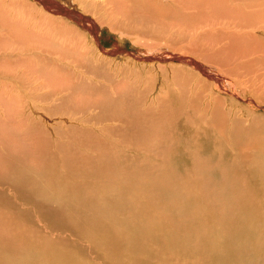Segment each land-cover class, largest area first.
Segmentation results:
<instances>
[{
	"label": "bare ground",
	"instance_id": "obj_1",
	"mask_svg": "<svg viewBox=\"0 0 264 264\" xmlns=\"http://www.w3.org/2000/svg\"><path fill=\"white\" fill-rule=\"evenodd\" d=\"M64 1L70 3L69 5L78 11L69 9L66 6L60 5L59 2L52 0H10V5L7 7L0 2V14H2L0 18V60H13L10 68L3 64L2 66L5 69H0V136H3L4 132H6L11 137L20 136L15 139L21 140V129L24 133H29L35 130V128L41 129L44 123H48L57 129L60 136L61 131H68L67 134H64L68 138V142L75 141L78 139L76 135L79 133L83 134L85 131L78 126V122L83 120L79 115L88 112L93 116L96 115L95 118L99 120V124L109 122L115 126V129L118 127L117 133L122 131L120 128H127V132L132 131V134L141 140L132 144L134 140L133 135L126 134L125 138L131 144H127L124 151L121 150L122 148H108L107 142L99 146L107 149L106 152L104 151L101 154L100 159L103 166L108 169V174H105L108 178H104L105 183L103 181L98 182L95 175L94 177H96L97 182L91 186L89 184L90 187H87L91 191H88L86 186V191H83L85 190L84 182L89 176L87 175L88 177L85 179L82 177L83 180L80 181L82 172L79 173L81 175L80 178L77 177L79 178L77 181L68 180V177L73 174L75 165L72 162L64 160L63 157L61 162L63 166L59 170H55L54 168V172H57L55 175L51 171L50 177L46 179L47 183H44L43 180L37 183L35 180L37 175L40 179L45 177L43 173L46 169L42 171L43 173L40 171L32 174L33 172H28L30 170L28 168L26 170L23 168L25 171L23 170L16 176V179L11 176L12 182H15L17 186L24 189L27 188L25 190H32L34 194L40 193L39 195L43 196L44 201L48 200L47 203L55 202L64 211L68 208L70 200L74 201L73 206H70L72 215L69 212V217H72L71 220L76 230L88 238L87 240L99 251V258L103 260L109 259L118 264H143L144 257L146 256L144 264H151L153 263V259L147 253V250L158 249L159 253L177 256L175 258L178 260L189 261L194 258L193 261H197L198 264H264V144H262L264 141H260L259 139L256 145V141L249 138L252 133L250 132L251 130L245 131L243 129L239 131V140H236L235 133L231 131L230 139L233 143L231 144V150L234 151L232 166H235L240 172L248 170L252 178L257 177V179L255 178V182L258 181V183L256 182L250 186L249 182H245L247 178L242 177L245 173H242V176H240L241 174L239 176L237 174L238 183L237 179H235L236 183L233 181L229 183L228 180H223L225 184L223 182L218 183L216 194L221 203L223 201L226 202V207L223 210H221L222 208L219 209L221 211L211 209L213 208L212 203H214L209 199L211 193H205L200 188H197L199 187V176H201L197 171L202 166V170L205 168L204 165L198 164V158L200 159V152H202L198 150L201 148L199 143H196V146H199L198 149L192 147L188 151L194 162V168L186 169L185 178H180L177 175L174 176L167 165L171 154L168 152L169 148H166L164 145L166 139L163 133L158 131L156 138L144 141L146 138H153L148 135L149 131L155 130L154 132L156 133L157 130L161 129L160 121L167 115V107L164 100L169 97L168 93L170 89L167 90L166 87L168 79L169 81L172 80V83L177 84L182 90L193 92L192 95L194 97L198 94H206L205 87L210 84L207 78L211 80L213 85L216 84L218 89L223 88V91L227 89L226 84L228 83V89L233 94H237L236 91L239 90L246 91V88L254 90L253 92L259 91L262 87L260 81L264 80V0ZM36 4L41 8L37 7ZM7 8L9 10H6ZM50 8H57L59 11L53 10L60 16L51 14ZM29 11L35 14H28ZM85 21H89L88 32L91 36L93 35V38L96 37L95 34L98 27L102 29L107 28L109 33L116 34L118 39H120L119 42H116L118 48L102 52L99 47L93 48L90 46V43H85V41H89L88 34L80 29V27L86 28ZM187 27H189L190 32L187 31ZM149 39L156 43H146V40ZM128 40L131 42L130 44L137 47L138 51L140 50L142 53L157 50L158 52L154 53L160 54L161 57L158 60L161 61H174L177 57L186 61V56L178 54L181 50L191 49L198 58L200 57L204 61V64L206 63L205 67L209 66L214 68V70H210L207 77L205 70L199 69V64L195 65L198 62L194 64L195 61L191 59H189L191 63L187 64L192 69L182 67L184 64L177 66L174 63H166L168 65H164L165 63L158 64L156 62L157 64H150L151 66L147 64L138 65L135 62L139 57H132L131 53L127 52L125 54L132 60L129 58L123 59L125 60L124 69L120 70L114 66L117 70L122 71L123 74L120 75L114 69V76H112L113 73L110 76L107 68L108 65L109 68H112L111 66L113 65L111 63L108 64L107 61L111 62L115 59L107 56L116 57L117 54L121 53L118 50L120 46ZM161 41L165 42V44L163 42L160 43ZM183 45L189 48L183 47ZM101 62L104 63L101 65ZM258 64L260 65L259 67H257ZM139 66L150 67L149 72L146 73L147 76H143L146 80L126 82L127 75L131 73L137 74V69H140L138 68ZM168 66L173 69L169 71ZM146 67L144 68L146 69ZM153 69H156V71H153ZM180 71L184 73L180 74ZM204 73L206 77H204ZM160 76H162V80L159 84ZM99 77L101 80L97 81L96 78ZM117 77L120 82L124 80L128 84H117L114 80ZM112 82L113 84H111ZM158 86H160L161 90L160 94L156 97L158 103L156 100L153 101V99H151L152 102L148 103V97L155 93ZM258 94L255 93V95ZM193 96L190 100L188 93L185 97L182 95V103L185 104L187 113L195 111L197 104V108L200 109L199 100L195 101ZM99 97L101 98L100 101ZM241 99L248 100L245 96L241 97ZM250 100L254 101L253 99ZM28 101H31L30 104ZM232 101L234 100L232 99ZM186 104L191 105L193 108L187 110ZM33 113L38 116L35 117ZM179 114L177 116H180ZM27 115H30V117ZM190 115L192 116V114ZM190 115L186 117V123L191 122L192 125H198L194 120V116L191 117ZM218 115L220 114L218 113ZM222 115L224 116V113ZM200 116L202 118L199 119V122L201 120L209 128L205 132L209 133L207 131H210L215 134V148L221 154V152L225 151L224 144H226V139L224 140L219 134L223 131L217 129L213 117L205 119L203 118V114H200ZM86 121L88 122V120ZM253 121L255 122V120ZM240 124L238 125L240 126ZM260 126L263 127V125ZM206 142H208V139ZM220 142H223V147ZM94 146L92 149H94ZM240 147L243 148L240 149ZM130 148L135 150V154H130ZM89 149L86 148V150ZM10 151L11 149L7 151L6 147L4 148L7 156ZM227 151L229 152V150ZM20 154L22 156V153ZM191 158L189 159L191 160ZM160 159L163 161V163L160 162L161 164L159 163ZM9 160L11 161L8 164L10 170L21 168V163L13 158L12 155L9 156ZM51 160L53 161V158ZM120 160L125 161L121 162ZM207 160L205 158V161L202 162H206ZM4 163L8 162L5 161ZM132 163L136 167L134 165L133 169L127 170L129 169L127 167L130 164L132 165ZM0 165L3 166V162ZM50 165L52 166V164ZM174 165H176V162ZM84 166L82 165L83 169H89L88 166L86 168ZM233 167V171L236 172V168ZM142 169L143 172L141 171ZM34 171L37 170L34 169ZM150 171L154 173H150ZM9 173L2 172L0 177L8 179ZM93 173L95 174V172ZM206 173L205 175H207ZM74 176H76V171ZM144 176L152 177L145 179L146 177ZM226 176L228 177V175ZM52 178H54L53 181H59L53 183L56 186L51 183ZM215 178H217V175ZM137 180H139L141 186H146L144 191L138 188L139 186L136 184ZM219 180L222 181V179ZM174 181L180 183L183 188H186V191L184 193H165L167 190L170 192L171 189H177L176 185L173 184ZM213 181L215 183V180ZM157 186H161L163 190H166L162 196L158 195V197L166 199V206H172L173 208L170 210L174 212H170L167 208L168 211H162L157 207L158 205L150 204L149 199H153L150 192L153 188L156 190ZM3 188L6 191L5 187ZM81 191L84 194L80 193ZM92 191H95V193ZM78 193L82 194V196ZM158 193L156 192V195L153 194L156 196V199L158 198ZM234 202H238L239 206H227L228 204L232 205ZM90 206H97L99 217L96 213L92 217L87 215L86 208L89 209ZM2 208H0V211ZM88 213H90V209ZM34 214H36V211ZM63 218L68 219V217ZM103 218L107 219V221L103 222ZM173 218L175 220L174 223H169L173 221ZM1 220L4 219L1 218ZM26 222L27 219L24 223ZM2 223L6 226L4 221ZM60 225L62 224L58 226L60 227ZM24 227L26 228V224ZM37 232L39 234L38 230L34 233ZM224 233H228L229 237H225ZM193 234L196 235L198 242L197 239L196 242H192L191 237ZM16 236V240H19L18 235ZM222 236L227 239L229 238V240L225 241V238L223 237V239ZM39 237L33 235L32 238L24 235L20 236V241H24L25 243L20 248L13 247L14 250L12 249V252L8 250L4 252L2 246L0 248V264H87L82 261L81 257L72 252L73 250H70L71 252L64 250L60 245L51 241H44ZM4 238H2L3 241L5 240ZM13 240L9 239V241ZM237 240L240 242L236 243ZM68 241L70 240L68 239ZM5 243L8 244L9 242ZM7 244L5 245L7 246ZM30 246L31 248H29ZM7 247L9 248V246ZM28 248L29 251L27 253L30 254H26ZM88 264L92 263L89 261Z\"/></svg>",
	"mask_w": 264,
	"mask_h": 264
},
{
	"label": "rangeland",
	"instance_id": "obj_2",
	"mask_svg": "<svg viewBox=\"0 0 264 264\" xmlns=\"http://www.w3.org/2000/svg\"><path fill=\"white\" fill-rule=\"evenodd\" d=\"M52 1H55V2H59L60 5H63V6H66L68 7L69 9H74V10H77L75 8H72L71 5H69L70 3H67L66 1L64 0H52ZM1 4L2 5H5L6 7L10 5V0H0ZM5 2V3H4ZM0 4V5H1ZM7 4V5H6ZM41 5V4H40ZM37 7H40L36 4ZM41 8V7H40ZM59 11L57 8H50L51 10V14H54L56 16H60L58 13H55V11ZM6 10H9L8 8ZM49 10V11H50ZM78 11V10H77ZM28 14H35V13H32L31 11L28 12ZM2 14H0V18H1ZM5 17H7L6 15H3ZM77 18V17H76ZM68 19V18H67ZM78 19V18H77ZM85 26L86 28L84 29V27H80L81 31L85 32L88 34V37H89V41H85V43H90V46L91 47H99L100 50L102 52H106V51H110L112 49H116L118 48L117 45H116V42L120 41V39H118L117 35L112 32L109 33V31L107 30V28H100L98 27L96 29V37L93 38V35L91 36L88 32V28H89V21H85ZM88 26V27H87ZM79 27V26H78ZM190 27V26H189ZM189 27H187V31H189ZM108 31V32H107ZM190 34V33H189ZM98 35V36H97ZM109 37V38H107ZM99 38V39H98ZM96 40V41H95ZM98 41V42H97ZM129 41V40H128ZM126 41V43H123L122 46H120V48L118 49L119 51H121V53L117 54L116 57L115 56H107L111 59H115V60H112L111 62L107 61L108 64L111 63V66L112 68H109V65H108V71L110 73V76L112 74V76H114V72H118L120 75L123 74L122 71H119L117 70L116 68L120 69V70H123L124 69V62L125 60H123L124 58H129V56L125 53L129 52V54L131 53L132 57H139L137 58L136 62L138 65H143V64H147V65H150V64H163L165 63L164 65H168L166 63H174L175 65H179V66H183L182 67H186V68H190V65H188L187 63H191L190 61L193 60L195 61V65H198L200 66L199 69H203V71L205 70V72L207 73V75L204 73V77H208V74L210 73V70H214V68L212 67H209V66H206L205 67V64L203 63L204 61L197 55H195V53L193 52V50L191 49H188V50H181V52L178 54H182L184 56H186V61L185 60H181L177 57V61L174 60V61H165V60H158L160 59V54L157 55L155 53H157L158 51L155 50L154 52H149V51H145V52H140V55H139V51H138V48L135 47L134 45L130 44L131 42L129 41ZM145 42V41H144ZM153 43L155 41H152L151 39L149 40H146V43ZM163 41H161L160 43H162ZM93 46H92V44ZM156 43V42H155ZM163 44H165V42H163ZM182 45V44H181ZM105 46V47H104ZM134 46V47H133ZM183 47H187L186 45H183ZM105 48V50H104ZM108 48V50H107ZM153 48V47H152ZM150 48V49H152ZM177 48V47H176ZM189 48V47H187ZM157 49V48H156ZM185 52H192V54L190 53H185ZM124 53V54H123ZM137 54V55H136ZM127 57H126V56ZM142 55V56H141ZM150 55V56H149ZM188 55V56H187ZM118 56V57H117ZM145 56V57H144ZM142 57V59H141ZM151 59H150V58ZM116 58H118L116 60ZM121 58V60H120ZM147 58V59H146ZM187 58H188V61H187ZM131 59V58H129ZM141 59V60H140ZM191 59V60H189ZM119 60V61H118ZM132 60V59H131ZM199 60V61H197ZM13 60L11 59H4V60H0V69H5V67H3L2 65L5 64L7 66H9V68L11 67L10 65H12ZM157 62V63H156ZM184 62V63H183ZM11 63V64H10ZM104 62H101L100 64L102 65ZM114 63V64H113ZM140 63V64H139ZM186 64V65H185ZM262 65V63H261ZM116 66V68L114 67ZM151 66V65H150ZM203 66V67H202ZM260 65L258 64L257 67H259ZM146 66H139L138 68L140 69H137L138 70V73L137 74H134V73H131L129 75H127L126 77V82H133V81H136V80H146L143 76H147L146 73L149 72V66L146 67V69L144 68ZM137 68V67H136ZM206 68V69H205ZM115 69V71H114ZM168 69L169 71L172 70L173 68L172 67H169L168 66ZM110 70H113L110 72ZM153 71H156V69H153ZM200 71V70H199ZM108 73V74H109ZM159 73V72H158ZM181 73H184L182 71H180V74ZM118 75V76H120ZM206 75V76H205ZM162 76H160V79H159V84L161 83V78ZM196 79H198L197 77H195ZM194 78V79H195ZM208 81H210V84H208L206 87H205V90H206V94H198L196 95L195 97L192 95L193 92H191L190 90L186 92V90H182L177 84L175 83H172V80L167 81V90L170 89L169 93H168V98H166L164 101L166 102V107H167V110H166V116L165 118H162V120L160 121V127H161V131L160 130H157L156 133L151 130L149 131L148 135L153 137V138H146L144 141H148V139H154L156 138V134H158V131L159 132H162L163 135H164V138L166 139L164 145L166 146V148L168 147L169 148V151L170 152V156L168 158V166L169 168L171 169V172L172 174H174V176H179L180 178H185L186 176V169L189 170V169H193L194 168V162L192 161V158L190 157L188 151L194 147V149H198L199 146L201 148H199V152L201 154L200 156V159L198 158V164L200 165H204L205 168L202 170V167H201V171L198 170L197 172L201 175L199 176V187H197L198 189L200 188L203 192L207 193H211L209 195V199H211L214 203H212V207L211 209H216L217 211H221L223 210L225 207H226V202H220V199L218 197V195L216 194V191H217V185H219L221 182L224 183V181L228 180L229 183L230 182H235V179H237V183L239 181L238 179V176H242V173H245L243 174L244 176L242 177H246L247 178V181L245 182H249L250 186L251 185H254L256 182L258 183V181L255 182V180L257 179V177H251L252 175H250V173L248 172V170H242V172L238 171V169L234 166H232V163H233V158H234V151L231 150V147L233 144L231 142V131L235 133L236 135V140H239V131L240 129H243L245 131H250L252 132L250 134V139H254L256 141V145L258 144L257 141H264V80L260 81V83L262 84V87L259 89V91L257 90L256 92H253L254 90H251L250 88H246V91L245 90H239V91H236L237 94H233L229 89H228V83L226 84L227 86V89L225 91H223L222 89H218L217 88V85L216 84H212L211 80H209V78H207ZM96 80L100 81L101 78H96ZM115 82L119 85H124V84H128L126 83L124 80H122L121 82L118 80V77L116 79H114ZM214 80V79H212ZM1 81V80H0ZM113 84V82L111 83ZM213 85V88H212V85ZM175 85H176V88H175ZM201 86V84H200ZM208 90V91H207ZM233 91V90H232ZM251 91V93H250ZM161 92L160 90V86L157 87V90L155 91V93H153L151 96H149L147 100L148 103L152 102L151 99L156 100L157 98V95H159ZM177 92V93H175ZM219 92V93H218ZM235 92V91H233ZM235 92V93H236ZM188 93V98L191 100L192 96L194 98L195 101L199 100L198 103H199V106H200V109L197 108L196 106V110L195 111H190V112H186L185 110V104L182 103V95H185ZM221 93V94H220ZM223 93V94H222ZM250 93V94H249ZM258 94V95H255ZM181 94V95H180ZM209 94V95H208ZM226 94V95H225ZM215 95V96H214ZM220 97H219V96ZM260 95V96H259ZM263 95V96H262ZM178 96V97H177ZM199 96V97H198ZM245 96L246 98H248V100H243L241 99V97ZM258 96V97H257ZM262 96V97H261ZM197 97V98H196ZM212 97V98H211ZM205 98V99H204ZM218 98V99H217ZM224 98V99H223ZM253 99L254 101L252 102L250 99ZM257 100H256V99ZM204 99V100H203ZM232 99L234 101H232ZM101 100V98L99 97V101ZM215 100V102H214ZM221 100V101H219ZM178 101V102H177ZM218 101V103H216ZM225 102V105H224V102ZM236 101V102H235ZM259 101V102H258ZM29 104L31 101H28ZM156 102L158 103V101L156 100ZM207 102V103H206ZM247 102V103H246ZM258 102V104H257ZM156 103V104H157ZM181 103V104H179ZM206 103V104H205ZM250 103V104H249ZM255 103V104H253ZM263 103V104H262ZM170 104V105H169ZM227 104V105H226ZM231 104V105H230ZM187 105V104H186ZM196 105V104H195ZM236 105V106H235ZM241 105V106H240ZM30 106V105H29ZM206 108H205V107ZM211 106V108H210ZM219 106V107H218ZM223 106V107H222ZM225 106V107H224ZM247 106V107H246ZM190 107V108H189ZM223 109H222V108ZM245 107V108H244ZM254 107V108H253ZM193 107L191 105H187V110H190L192 109ZM248 108V109H247ZM256 108V109H255ZM260 108V109H259ZM203 109V110H202ZM222 109V110H221ZM232 109V110H231ZM262 109V110H261ZM224 110V112H223ZM236 110V111H235ZM254 110V111H253ZM171 111V112H170ZM198 111V112H197ZM228 111V112H227ZM229 111H230V115H229ZM180 113L179 115L180 116H177V114ZM207 112V113H206ZM224 113V116L222 115ZM235 112V113H233ZM253 112V113H252ZM192 114V116L190 114ZM217 113V114H216ZM218 113L221 115H218ZM239 113V114H238ZM256 113V114H255ZM263 115H262V114ZM35 114V113H33ZM87 114V115H85ZM85 114H81L79 115L80 118H83V120H80L78 122V126L80 127V129H84V135L79 133L77 134L76 136L78 137L77 140L75 141H70L68 142V138L65 137V133L67 134L68 131H65V132H60L61 136L59 135L57 129H55L53 126H51V124H48V123H44V126L41 128V129H37L35 128V130H32L30 131L29 133H24L21 129V134H22V139L19 140V139H15L16 137H20V136H16V137H11L10 134L8 135L6 132H4V135L3 136H0V163L3 162V166L0 165V176L2 175L1 173L2 172H5L6 174L9 173V177L8 179H3L2 177H0V208H2V210L0 211V214L3 213L2 215H0V217L4 220H1L0 218V248L2 247L3 248V251L5 252L6 250L8 251H11L12 252V249L13 247H18L20 248L23 243H25L24 241H20V236H28V237H31L32 238V235L35 236V237H39L40 239L44 240V241H51L57 245H60L61 247H63L62 249L64 250H68V251H72L74 252L77 256L81 257L84 261L88 264V262L90 261L92 264L93 263H97V264H118V263H115V262H112L110 261L109 259H106V260H103L102 258H99V251L94 247V245H92V243L87 240L88 238L85 236V235H81L75 228V225L74 223L72 222V217L70 218L69 217V212H70V215H72V209H70V206L72 207L73 204H74V201L70 200L69 202V206L67 209H61L58 204H56L55 202H48V200H45L44 201V198L42 195H39L40 193H32L33 191L32 190H25L27 188H22L20 186H17L15 184V182L13 183L12 180H11V176H13L15 179H16V176H18L24 169L26 170V168L30 169L28 170V172H33L32 174H36L37 172H40L43 173L42 171H44V169H46L44 171L43 174H45V177L43 178H39L38 175L37 177L35 178V180L37 181V183L39 182H43L44 183H47L46 179L47 177L49 178L50 177V174H51V171L53 172V174L55 175L57 172H54L55 170H59L63 165L61 164L62 162V157L64 160L68 161V162H72L73 165H75V167L73 168V174L68 177V180L69 181H72V180H75L77 181L79 178H80V175H81V178L79 179L80 181L87 178L88 176L91 178H87L86 181L84 182L85 185H84V189H85V186H86V189H88V191H91V189L87 188V187H90L92 184L96 183L97 180L98 182H102L105 183V179L104 178H108V176H106L108 174V169H106L104 166H103V163L100 159V156L101 154L105 151H107V149L103 148V147H99L101 144H104L107 142V145L108 148H119L121 149L122 151H124L125 147L127 146V144H131L128 142V140L125 138L126 134L129 135V134H132L133 132L132 131H128L127 132V128H120L122 129V131L120 133H117L118 131V127H116L115 129V126L112 125L111 123H105L103 122V124H99V120L96 119V115L93 116L91 113H85ZM200 114H203V118L205 119H208L209 117H213L216 123V127L218 130L220 131H223L221 133H219L222 138L225 140V143L224 144V147H225V151L223 149L224 152H220L216 150L215 148V140H216V136H214L215 134L214 133H211L210 131H207L209 133H206L205 131L209 128L206 127V125L200 120L199 122V119L202 118L200 116ZM242 114V115H240ZM250 114H253V115H249ZM31 115V114H30ZM30 115H27L30 117ZM191 116L193 117L194 116V120L196 121V123L198 125H192V123H186V117L187 116ZM212 115V116H211ZM218 115V116H217ZM236 115V117H235ZM35 117L38 116V115H34ZM91 116V117H90ZM196 116V117H195ZM243 116V117H242ZM169 117V118H168ZM173 117V118H172ZM238 117V118H237ZM262 117V118H261ZM79 118V119H80ZM179 118V119H178ZM185 118V119H184ZM226 118V119H224ZM233 120H232V119ZM30 119V118H28ZM171 119V120H170ZM217 119V120H216ZM229 119V120H228ZM236 119V120H235ZM241 119V120H240ZM244 119V120H243ZM248 119V120H246ZM256 119H257V122H256ZM44 120V119H43ZM85 120V121H84ZM88 120V122L86 121ZM226 120V121H225ZM231 120V121H230ZM255 120V122L253 121ZM46 122V120H44ZM224 121V122H223ZM240 121V122H239ZM246 121V122H244ZM253 121V123H252ZM90 122V123H89ZM93 124H92V123ZM167 122V123H166ZM170 122V123H169ZM242 122V123H241ZM95 123V124H94ZM173 123V124H172ZM202 123V124H201ZM241 123V124H240ZM246 123H247V126H246ZM251 123V124H250ZM26 124V123H25ZM99 124V125H97ZM220 124V125H219ZM236 124V125H235ZM240 124V126L238 125ZM249 124V125H248ZM94 125V126H93ZM102 125V126H101ZM174 125V126H173ZM201 125V126H200ZM227 125V127H226ZM245 125V126H244ZM251 125V126H250ZM253 125V126H252ZM260 125H263L260 126ZM88 126V127H87ZM99 126V127H98ZM233 126V127H232ZM238 126V127H237ZM85 127V128H84ZM191 127V129H190ZM197 127H201V128H197ZM204 127V128H203ZM223 127V128H222ZM250 127V128H249ZM262 127V128H260ZM45 128V129H44ZM90 128V129H89ZM101 128V129H100ZM193 128V129H192ZM197 128V130H196ZM231 128V129H229ZM244 128H247V129H244ZM259 128H260V131H259ZM100 129V130H99ZM111 129H115V130H111ZM164 129V130H163ZM188 129V130H187ZM255 129V131H254ZM89 130V131H88ZM109 130V131H108ZM126 133H125V131ZM49 131V132H48ZM113 131V132H112ZM124 131V132H123ZM191 131V132H190ZM92 132V133H90ZM109 134H108V133ZM131 132V133H130ZM172 132V133H171ZM262 132V133H260ZM86 133V134H85ZM88 133V134H87ZM98 133V134H97ZM153 133V134H152ZM155 133V134H154ZM197 133V134H195ZM107 134V135H106ZM169 134V135H168ZM190 134V135H189ZM202 134V135H201ZM224 134V136H223ZM228 134V135H227ZM7 135V136H6ZM90 135V136H89ZM133 135V134H132ZM153 135V136H152ZM155 135V136H154ZM199 135V136H198ZM227 135V136H226ZM238 135V136H237ZM257 137H256V136ZM10 136V137H9ZM167 136V137H166ZM169 136V137H168ZM204 136V138H203ZM261 136V138H260ZM6 137V138H5ZM23 137H25L23 139ZM81 137V138H80ZM85 137V138H84ZM105 137V138H104ZM134 137V140L132 141V144H135L136 142H139L141 139H139V137H136L135 135H133ZM171 137V138H170ZM180 137V138H179ZM194 137V138H193ZM199 141H198V139ZM259 137V138H258ZM9 138V139H8ZM43 138V139H42ZM173 138V139H172ZM215 138V139H214ZM172 139V140H171ZM196 139V140H195ZM208 139V142H206V140ZM5 140V141H4ZM18 140V141H17ZM67 140V141H66ZM193 140V141H192ZM195 140V141H194ZM205 140V141H204ZM223 140V142H224ZM11 141V142H10ZM13 141V143H12ZM19 141H22V142H19ZM28 141V142H27ZM203 141V142H202ZM6 142V143H4ZM10 142V143H9ZM191 142V143H190ZM223 142H220L221 146L223 145ZM82 146H80L81 144ZM88 145H87V144ZM143 143V142H142ZM171 143V144H170ZM187 143V144H186ZM193 143V144H192ZM195 143V145H194ZM196 143H199V146H196ZM229 143V144H228ZM262 143V142H261ZM86 146H85V145ZM92 144V145H91ZM144 144V143H143ZM162 144V142H161ZM203 144V145H202ZM213 144V145H212ZM264 144V142L262 143ZM30 145V147H29ZM95 145V146H94ZM190 145V147H189ZM206 148H205V146ZM4 146V147H3ZM32 146V147H31ZM91 146V148H90ZM94 146V149H92ZM122 146V147H121ZM182 146V147H181ZM6 147L7 151H10L9 155L7 156L6 152H4V148ZM28 147V148H27ZM48 147V148H47ZM64 147V148H63ZM98 147V148H97ZM189 147V148H188ZM196 147V148H195ZM223 147V146H222ZM227 147V148H226ZM229 147V149H228ZM24 148V149H23ZM43 148V150H42ZM82 148V149H81ZM89 149V150H86ZM97 148V149H96ZM213 148V149H212ZM243 148V147H240V149ZM93 151H92V150ZM184 149V150H183ZM186 149V150H185ZM204 149V150H203ZM2 150V151H1ZM18 150V151H17ZM83 150V151H81ZM91 150V151H90ZM130 148V154H135V150H133ZM208 150V151H207ZM212 150V151H211ZM215 150V151H214ZM229 150V152L227 151ZM17 151V152H16ZM89 153H88V152ZM186 151V152H185ZM205 151V153H204ZM228 153H227V152ZM231 151V152H230ZM87 152V153H86ZM2 153V155H1ZM16 153V155H15ZM18 153V154H17ZM22 153V156L21 154ZM84 153V155H83ZM108 153V152H107ZM124 153V152H123ZM204 153V155H202ZM211 157L210 156V154ZM217 153V154H216ZM226 153V154H225ZM25 154V155H24ZM38 154V155H37ZM95 154V155H94ZM178 154V155H177ZM206 154V155H205ZM6 155V156H5ZM13 156V158H15L17 161H19L21 164V168H16L15 170H10V167L8 166V164H10V160H9V156ZM41 155H43L41 157ZM46 155V156H45ZM56 155V156H55ZM86 155V156H85ZM90 155V157H89ZM181 157H180V156ZM227 155V156H226ZM232 155V156H231ZM4 156V157H3ZM18 156V157H17ZM24 156V157H23ZM32 156V158H31ZM48 156V157H47ZM92 156V157H91ZM204 156V157H203ZM208 156V157H207ZM213 156V157H212ZM78 157V158H77ZM99 157V159H98ZM177 157V158H175ZM3 158V159H1ZM31 158V159H30ZM51 158H53V161L51 160ZM174 158V159H173ZM191 158V160L189 159ZM205 158H206V162H202V161H205ZM228 158V160H227ZM231 158V159H230ZM9 161H8V160ZM25 159V160H23ZM33 159V161H32ZM95 159V160H94ZM107 159V158H106ZM162 159V158H161ZM159 160V163L163 161L162 160ZM188 159V160H187ZM215 159V161H214ZM224 159V160H223ZM55 160V162H54ZM105 160V159H104ZM109 160V159H108ZM190 160V161H189ZM222 160V161H221ZM8 162V163H4V162ZM16 161V162H17ZM23 163H22V162ZM96 161V162H95ZM98 161V162H97ZM121 161V160H120ZM125 160L121 161V162H124ZM174 161V162H173ZM212 161V162H211ZM218 161V162H217ZM36 162V163H35ZM170 162V163H169ZM173 162V163H172ZM176 162V165L178 164V166L176 167V165H174ZM217 162V163H216ZM184 163V164H183ZM208 163V164H207ZM211 163V164H210ZM222 163V164H221ZM227 165H226V164ZM6 164V165H5ZM38 164V165H37ZM52 164V166L50 165ZM57 164V165H56ZM81 166H80V165ZM88 164V165H87ZM98 164V165H96ZM161 164V163H160ZM171 166H170V165ZM188 164V165H187ZM191 164V165H190ZM224 164V166H223ZM34 165V166H33ZM47 165V166H46ZM82 165H87L89 167V169L87 168L86 170L82 168ZM134 163H132V165L130 164L127 168V170H131L134 168ZM166 165V166H167ZM211 165V166H210ZM2 166V167H1ZM40 166V168H39ZM51 168H50V167ZM87 166H84V168H86ZM91 166V167H90ZM94 166V167H93ZM101 166H103L101 168ZM167 166V167H168ZM182 166V167H181ZM210 166V168H209ZM213 166V167H212ZM216 166V167H215ZM223 166V167H222ZM228 166V167H227ZM36 167V168H35ZM44 167V168H43ZM48 167V168H47ZM57 167V168H56ZM80 167V168H79ZM98 167V168H97ZM136 167V165H135ZM186 167V168H185ZM208 167V168H207ZM226 167V168H225ZM233 168H236V172L233 171ZM24 168V169H23ZM55 168V170H54ZM97 170H96V169ZM105 168V169H104ZM178 168V169H177ZM212 168V169H211ZM221 168V169H220ZM37 170V171H34ZM43 169V170H42ZM79 171H78V170ZM103 169V171H102ZM146 169V168H144ZM24 170V171H25ZM101 170V172H99ZM105 170V171H104ZM176 170V171H175ZM207 170V171H206ZM75 171H76V176L75 175ZM86 173H84V172ZM88 171V172H87ZM143 172V169L141 170ZM213 171V172H212ZM36 172V173H35ZM82 172V173H81ZM95 172V174L93 173ZM205 172H207L205 175ZM221 172V173H220ZM255 173V171H253ZM49 173V174H47ZM81 173V174H79ZM90 173V174H89ZM101 173V174H100ZM107 173V174H106ZM150 173H154L152 171H150ZM203 173V174H202ZM224 173V174H223ZM232 173V174H231ZM39 174V173H38ZM85 174V175H84ZM92 174H94L92 176ZM106 174V175H105ZM219 174V175H218ZM222 174V175H220ZM238 174V176H237ZM15 175V176H14ZM78 175V176H77ZM84 175V176H83ZM88 175V176H87ZM97 176V180H96V177L94 176ZM203 175V177H202ZM217 175V178H215V176ZM228 175V177L226 176ZM248 175V176H247ZM254 175V174H253ZM74 176V177H73ZM220 176V177H219ZM79 177V178H77ZM82 177H84L82 179ZM95 179H94V178ZM146 177L145 179H148V178H151L152 176H144ZM223 177V178H222ZM235 177V178H234ZM250 177V178H249ZM10 178V179H9ZM70 178V179H69ZM101 180H100V179ZM198 178V177H197ZM224 178H227V179H224ZM252 178V179H251ZM256 178V179H255ZM39 181H38V180ZM54 178H52L51 180V183L53 184L54 182H59V181H53ZM205 179V181H204ZM217 179V180H216ZM219 179H222L219 180ZM231 179V180H230ZM7 180V181H6ZM41 180V181H40ZM95 180V181H94ZM207 180V181H206ZM215 180V183L214 181ZM224 180V181H223ZM7 183H6V182ZM9 181V182H8ZM61 181V180H60ZM93 181V182H92ZM138 181V182H137ZM136 184L137 186H139L138 188L139 189H145L144 186H141L139 184V180H137ZM215 186H214V184ZM13 184H12V183ZM89 182V183H88ZM4 185H3V184ZM6 183V184H5ZM11 183V184H9ZM219 183V184H218ZM2 184V185H1ZM90 184V186H89ZM174 185H176V190H172L170 192H168L169 190H163V188L161 186H157L156 187V190L152 189L150 194H152V198L153 199H149V202L150 204L154 205H158L157 207L159 209H161L162 211H168L167 209H169L170 212H174L172 210H170L171 208H173L172 206H166V199H160L159 196H162L165 192V193H176V192H181V193H184L186 191V188H183L182 185H180V183L174 181L173 182ZM203 184V185H202ZM210 184V185H209ZM8 185V186H7ZM12 185V186H11ZM55 185V184H53ZM196 185V184H195ZM9 186H11V188H9ZM52 186V185H51ZM56 186V185H55ZM197 186V185H196ZM2 187H5L6 191L4 190V188L2 189ZM141 187V188H140ZM8 189V190H7ZM83 190L84 192L86 191ZM12 190V192H11ZM25 190V191H24ZM81 191L80 193H83L84 192ZM8 192V193H7ZM10 192V193H9ZM16 192V193H15ZM26 192V193H25ZM95 193V191H92ZM156 192L158 193L157 194V199H156V196H154L153 194L156 195ZM192 192V191H191ZM2 193V194H1ZM7 193V194H5ZM60 193V192H59ZM78 193L79 195L82 196V194ZM218 193V192H217ZM10 194V195H9ZM15 194V195H14ZM17 194V195H16ZM99 194V193H98ZM22 195V196H21ZM39 195V196H38ZM6 196V198H5ZM8 196V197H7ZM99 196V195H97ZM166 196H169V195H166ZM213 197V198H212ZM8 198V199H7ZM33 198V200H32ZM36 198V200H34ZM14 199V200H13ZM39 199V200H38ZM42 199V200H40ZM219 199V200H218ZM33 201V202H32ZM40 201V202H39ZM216 201V202H215ZM20 202V203H19ZM30 202H31V206H30ZM36 202V203H35ZM38 202V203H37ZM42 202V203H41ZM35 203V204H34ZM215 203H217L215 205ZM236 203V204H235ZM37 204V205H36ZM181 204H182V201H181ZM219 204V205H218ZM3 205V206H2ZM34 205V206H33ZM36 205V206H35ZM57 205V206H56ZM225 205V206H224ZM28 206V207H27ZM49 206V207H48ZM51 206V207H50ZM160 206V207H159ZM224 206V207H223ZM227 206H239L238 202H234L232 205H227ZM23 207V208H22ZM26 207V208H25ZM97 206H90L89 209H90V213L89 212V209L86 208V212H87V215L89 216H93L95 215V213L98 215V209L96 208ZM217 207V208H216ZM167 208V209H166ZM174 208H179V207H174ZM222 208V209H221ZM164 209V210H163ZM221 209V210H219ZM39 210V211H38ZM16 211V213H15ZM23 211L25 213V215H23L24 213L21 212ZM36 211V214H34ZM74 211V209H73ZM9 212V213H8ZM31 212V214H30ZM44 212V213H43ZM56 212V213H55ZM92 212V213H91ZM38 213V214H37ZM49 213V214H48ZM66 213V214H65ZM8 214V215H7ZM14 214V215H13ZM16 214V215H15ZM44 214V215H43ZM51 214V216H50ZM56 214V215H54ZM34 217H33V216ZM36 215V217H35ZM68 215V216H67ZM21 216V217H19ZM26 216V218H25ZM39 216V217H38ZM44 216V217H43ZM48 216V217H47ZM6 217V218H4ZM18 217V219H17ZM62 217V218H61ZM63 217H68L67 218H63ZM99 217V215H98ZM9 218V219H8ZM22 218V219H21ZM36 218V220H35ZM48 218V219H47ZM8 219V221H7ZM27 219V222L24 223ZM42 219V220H41ZM44 219V220H43ZM66 219V220H64ZM102 219V218H101ZM16 220V221H14ZM39 220V221H38ZM59 220V221H58ZM71 220V221H70ZM105 220L107 221V219H104L103 218V222H105ZM6 224L3 225V222ZM10 221V222H9ZM47 221V222H45ZM102 221V220H101ZM174 218H173V221H170L169 223H174ZM39 222V223H38ZM59 222H63V223H59ZM116 223V221H114ZM21 223V225H19ZM49 223V224H48ZM59 224H62L60 225V227L57 225ZM2 224V226H1ZM26 224V228L24 227ZM30 226H29V225ZM46 224V225H45ZM24 225V226H23ZM43 225V226H42ZM5 226V227H4ZM11 226V227H10ZM21 226V227H20ZM23 226V227H22ZM47 226V227H46ZM49 226V227H48ZM57 226V227H56ZM72 226V227H71ZM4 227V229H2ZM41 227V228H40ZM18 228V229H16ZM21 228V229H20ZM2 229V230H1ZM12 229V230H11ZM45 229V230H44ZM16 230V231H15ZM27 230V231H26ZM35 230V231H34ZM39 231V234L38 232L37 233H34L36 231ZM50 230V231H49ZM51 230H53L51 232ZM17 232V233H16ZM46 232V233H45ZM4 233V234H3ZM53 233V234H51ZM63 233V234H62ZM67 235H65V234ZM11 234V236H10ZM29 234V235H28ZM44 234V236H43ZM225 234V237H229V234L228 233H224ZM4 235V236H3ZM19 237V240H16L17 239V236ZM72 235V236H70ZM9 236V238H8ZM16 236V237H15ZM5 237V238H4ZM15 237V238H13ZM48 237V238H47ZM214 237V236H213ZM224 236H222L223 238ZM224 237V238H225ZM2 238H4L5 240L3 241ZM11 238V240L13 241H9V239ZM13 238V239H12ZM46 238V239H45ZM52 238V239H51ZM223 238V239H224ZM7 239V240H6ZM39 239V240H40ZM68 239L70 241H68ZM196 235L193 234V236L191 237V240L192 242H196ZM227 238H225L224 240L225 241H228L229 238L226 240ZM38 240V241H39ZM5 242H9L8 244L5 243ZM197 242H198V239H197ZM240 241L237 240L236 243H239ZM15 243V244H14ZM22 243V244H21ZM3 244V245H2ZM7 244V246H9V248L5 245ZM20 244V245H19ZM66 245V246H65ZM68 246V247H67ZM77 246V247H76ZM92 247V248H91ZM98 247V246H97ZM31 248V246L29 247ZM29 248L26 250V254H30V253H27V251H29ZM71 248V249H70ZM84 248V249H83ZM89 248V249H88ZM83 249V250H81ZM99 249V248H98ZM209 249V248H208ZM14 250V249H13ZM79 250V251H78ZM90 250V251H89ZM70 251V252H71ZM87 251V252H85ZM23 252V251H21ZM80 252V253H79ZM78 253V254H77ZM147 253H149L151 255V258L153 259V263L151 264H198L197 261H193L194 258L190 259L189 261H186V260H178L176 259L177 256H169L167 254H163V253H159V250L158 249H149L147 250ZM26 254H24V256H26ZM90 254V255H89ZM100 256L102 257V255L100 254ZM176 257V258H175ZM92 258V259H91ZM145 258L146 256L144 257V261H145ZM192 260V261H191ZM144 261H143V264H144Z\"/></svg>",
	"mask_w": 264,
	"mask_h": 264
}]
</instances>
